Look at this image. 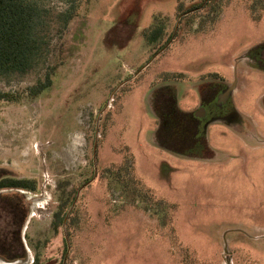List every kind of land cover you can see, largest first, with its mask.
Listing matches in <instances>:
<instances>
[{
    "label": "rangeland",
    "instance_id": "obj_1",
    "mask_svg": "<svg viewBox=\"0 0 264 264\" xmlns=\"http://www.w3.org/2000/svg\"><path fill=\"white\" fill-rule=\"evenodd\" d=\"M208 1L41 0L33 66L0 76V92L51 82L0 105V179L38 184L0 190V264H264V14ZM189 115L202 138L181 152ZM126 156L170 208L122 192Z\"/></svg>",
    "mask_w": 264,
    "mask_h": 264
},
{
    "label": "trees",
    "instance_id": "obj_2",
    "mask_svg": "<svg viewBox=\"0 0 264 264\" xmlns=\"http://www.w3.org/2000/svg\"><path fill=\"white\" fill-rule=\"evenodd\" d=\"M211 1L212 0H209L206 6L209 5ZM246 7L251 20L256 23L260 22L264 14V0H247ZM77 9L78 6H73L62 14L64 25H67V23L77 15ZM47 12L46 8L41 4V0H0V76L23 74L31 69L42 45L40 31L44 25L45 14ZM152 31V35L149 38L150 42L157 40L161 33L158 29ZM180 77L182 76L179 74H172L168 76L166 80H180ZM50 83V79L48 78L45 82H39L27 88L23 93L0 92V105L2 103H18L24 97L35 99L50 86ZM184 118H186V122L189 123L187 132L193 139L188 143L190 146L186 149L184 147L181 152H190L189 149H191L192 144H199L200 137L202 138V131L196 129L194 136H192L193 134L190 133V129L193 131V122L196 121L191 115L184 116ZM132 169L133 158L131 156H126L124 163L117 168V175L115 177L118 180H122L123 183L126 182V186H124L122 192H125L129 187L139 190L141 186L136 180L134 181V179L130 177V171H132ZM113 171L114 168L107 170L109 173ZM124 171L127 173L126 176ZM116 185L121 188L120 185ZM4 189H16L36 193L38 191V184L34 179L6 177L0 179V190ZM140 192L142 195H145L146 199L153 200L154 204L162 210L168 207L170 208L165 200H156L151 189L146 186H141ZM157 207L155 208L158 210ZM171 207L173 208L174 206ZM66 210L64 206H61L55 213L52 224L55 231L63 225L66 217ZM66 227L70 228V221L67 222Z\"/></svg>",
    "mask_w": 264,
    "mask_h": 264
},
{
    "label": "water",
    "instance_id": "obj_3",
    "mask_svg": "<svg viewBox=\"0 0 264 264\" xmlns=\"http://www.w3.org/2000/svg\"><path fill=\"white\" fill-rule=\"evenodd\" d=\"M233 90V88L231 87V86H229L228 87V89L224 92V94H223V96H221V101H223V102H225V101H227L228 99H229V97H230V93H231V91ZM96 171V170H95ZM97 172V171H96ZM96 172H95V176H96ZM23 193V192H22ZM76 201V200H75ZM75 204V202L73 203V205ZM71 211V210H70ZM70 213V212H69ZM67 217H68V214H67V216L65 217V220H64V224H65V222H66V220H67Z\"/></svg>",
    "mask_w": 264,
    "mask_h": 264
},
{
    "label": "flooded vegetation",
    "instance_id": "obj_4",
    "mask_svg": "<svg viewBox=\"0 0 264 264\" xmlns=\"http://www.w3.org/2000/svg\"><path fill=\"white\" fill-rule=\"evenodd\" d=\"M204 104V106H205V103H203ZM197 120L199 121V119L197 118ZM18 262V261H17Z\"/></svg>",
    "mask_w": 264,
    "mask_h": 264
},
{
    "label": "bare ground",
    "instance_id": "obj_5",
    "mask_svg": "<svg viewBox=\"0 0 264 264\" xmlns=\"http://www.w3.org/2000/svg\"><path fill=\"white\" fill-rule=\"evenodd\" d=\"M22 192H24V191H22ZM26 193V192H25Z\"/></svg>",
    "mask_w": 264,
    "mask_h": 264
}]
</instances>
